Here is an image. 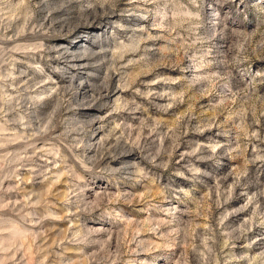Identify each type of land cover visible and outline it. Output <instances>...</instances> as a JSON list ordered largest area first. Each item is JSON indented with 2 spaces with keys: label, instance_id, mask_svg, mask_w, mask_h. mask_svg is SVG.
I'll use <instances>...</instances> for the list:
<instances>
[{
  "label": "rangeland",
  "instance_id": "rangeland-1",
  "mask_svg": "<svg viewBox=\"0 0 264 264\" xmlns=\"http://www.w3.org/2000/svg\"><path fill=\"white\" fill-rule=\"evenodd\" d=\"M0 264H264V0H0Z\"/></svg>",
  "mask_w": 264,
  "mask_h": 264
}]
</instances>
